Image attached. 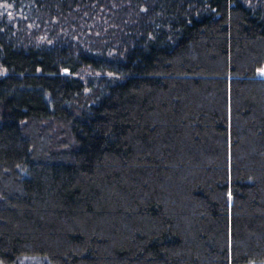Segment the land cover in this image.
I'll list each match as a JSON object with an SVG mask.
<instances>
[{
	"label": "trees",
	"instance_id": "1",
	"mask_svg": "<svg viewBox=\"0 0 264 264\" xmlns=\"http://www.w3.org/2000/svg\"><path fill=\"white\" fill-rule=\"evenodd\" d=\"M0 264H264V0H0Z\"/></svg>",
	"mask_w": 264,
	"mask_h": 264
},
{
	"label": "rangeland",
	"instance_id": "2",
	"mask_svg": "<svg viewBox=\"0 0 264 264\" xmlns=\"http://www.w3.org/2000/svg\"><path fill=\"white\" fill-rule=\"evenodd\" d=\"M4 74V72L2 70H0V76ZM260 77L264 78V74H262V72L259 74Z\"/></svg>",
	"mask_w": 264,
	"mask_h": 264
},
{
	"label": "snow or ice",
	"instance_id": "3",
	"mask_svg": "<svg viewBox=\"0 0 264 264\" xmlns=\"http://www.w3.org/2000/svg\"><path fill=\"white\" fill-rule=\"evenodd\" d=\"M262 71V74H264V70H261Z\"/></svg>",
	"mask_w": 264,
	"mask_h": 264
}]
</instances>
